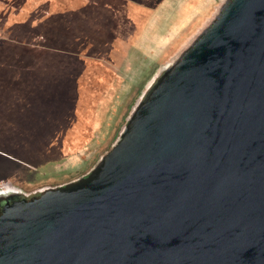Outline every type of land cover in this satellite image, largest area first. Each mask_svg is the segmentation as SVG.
I'll return each mask as SVG.
<instances>
[{"label":"water","instance_id":"1","mask_svg":"<svg viewBox=\"0 0 264 264\" xmlns=\"http://www.w3.org/2000/svg\"><path fill=\"white\" fill-rule=\"evenodd\" d=\"M0 264H264V0H221L88 169L3 203Z\"/></svg>","mask_w":264,"mask_h":264},{"label":"rangeland","instance_id":"2","mask_svg":"<svg viewBox=\"0 0 264 264\" xmlns=\"http://www.w3.org/2000/svg\"><path fill=\"white\" fill-rule=\"evenodd\" d=\"M220 2L0 0V184L29 193L88 169ZM17 44L32 58L12 67Z\"/></svg>","mask_w":264,"mask_h":264},{"label":"trees","instance_id":"3","mask_svg":"<svg viewBox=\"0 0 264 264\" xmlns=\"http://www.w3.org/2000/svg\"><path fill=\"white\" fill-rule=\"evenodd\" d=\"M14 48H15V51L14 50L11 51L13 54H10L12 55V57H9V61H8V64L12 67H15V66L18 67L26 57L30 58L32 56L31 54L28 53V49H27V46H25V44H17V47H14ZM30 68H31V71L34 73V76H33L34 80H38L39 75L36 74L34 63L32 61H31ZM59 112H60V109H59ZM61 119H62L61 116H56L50 120V123L52 124L55 122L60 123L62 121Z\"/></svg>","mask_w":264,"mask_h":264},{"label":"flooded vegetation","instance_id":"4","mask_svg":"<svg viewBox=\"0 0 264 264\" xmlns=\"http://www.w3.org/2000/svg\"><path fill=\"white\" fill-rule=\"evenodd\" d=\"M6 192V193H4ZM0 208L5 203L6 201L12 199L13 197L22 195V194H27L22 189L17 188L14 185H11L9 183H2L0 184Z\"/></svg>","mask_w":264,"mask_h":264}]
</instances>
